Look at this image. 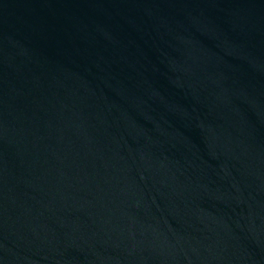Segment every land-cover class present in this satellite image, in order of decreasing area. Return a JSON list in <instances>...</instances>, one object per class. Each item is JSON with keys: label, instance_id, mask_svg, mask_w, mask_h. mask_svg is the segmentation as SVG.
<instances>
[{"label": "water", "instance_id": "obj_1", "mask_svg": "<svg viewBox=\"0 0 264 264\" xmlns=\"http://www.w3.org/2000/svg\"><path fill=\"white\" fill-rule=\"evenodd\" d=\"M0 264H264V0H0Z\"/></svg>", "mask_w": 264, "mask_h": 264}]
</instances>
